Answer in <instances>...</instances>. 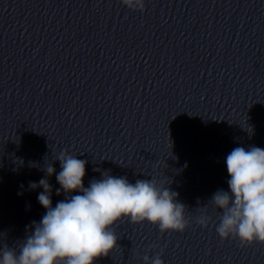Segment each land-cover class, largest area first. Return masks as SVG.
I'll return each instance as SVG.
<instances>
[{
	"label": "clouds",
	"instance_id": "obj_1",
	"mask_svg": "<svg viewBox=\"0 0 264 264\" xmlns=\"http://www.w3.org/2000/svg\"><path fill=\"white\" fill-rule=\"evenodd\" d=\"M120 2L132 11L145 9V0ZM56 159L61 166L56 174L60 185L56 195L62 190L67 198L52 206V187L47 177L55 173V168L47 164L43 169L46 177L38 184L29 182L30 189H43L37 199L46 212L39 223L33 221V230L21 244L4 245L0 264H95L118 248L115 226L123 218L132 224L150 222L161 233H183L189 226L186 206L163 182L151 178L133 184L126 177L104 172L101 179H93L84 187L87 162L66 151ZM225 162L230 191L220 189L208 202L221 212L216 232L222 241L237 239L241 246L264 243V149L236 147ZM74 191L81 194L68 195ZM209 219L201 215L196 222L206 227ZM143 261L164 264L161 254L152 258L145 255Z\"/></svg>",
	"mask_w": 264,
	"mask_h": 264
}]
</instances>
